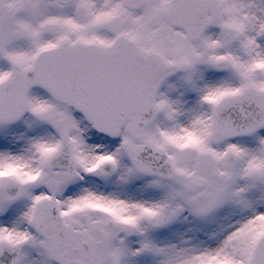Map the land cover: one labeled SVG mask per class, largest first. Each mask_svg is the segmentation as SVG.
Returning <instances> with one entry per match:
<instances>
[{"label": "snow or ice", "instance_id": "snow-or-ice-1", "mask_svg": "<svg viewBox=\"0 0 264 264\" xmlns=\"http://www.w3.org/2000/svg\"><path fill=\"white\" fill-rule=\"evenodd\" d=\"M0 264H264V0H0Z\"/></svg>", "mask_w": 264, "mask_h": 264}]
</instances>
